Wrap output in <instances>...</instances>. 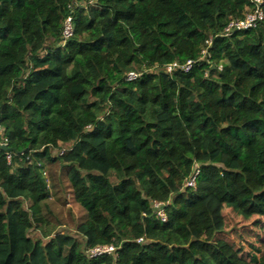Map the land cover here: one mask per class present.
Wrapping results in <instances>:
<instances>
[{
  "label": "trees",
  "instance_id": "obj_1",
  "mask_svg": "<svg viewBox=\"0 0 264 264\" xmlns=\"http://www.w3.org/2000/svg\"><path fill=\"white\" fill-rule=\"evenodd\" d=\"M250 7L0 0V264H264V19L224 34Z\"/></svg>",
  "mask_w": 264,
  "mask_h": 264
},
{
  "label": "built area",
  "instance_id": "obj_2",
  "mask_svg": "<svg viewBox=\"0 0 264 264\" xmlns=\"http://www.w3.org/2000/svg\"><path fill=\"white\" fill-rule=\"evenodd\" d=\"M249 2L251 6L250 11H248L243 17H237L232 19L226 26L224 30V34L229 35L237 31L255 27L260 20L264 19V8H263L264 0H249ZM62 32L64 39H67L73 35L74 25H73V17L71 15H69L65 19ZM207 42L211 43V39L208 40ZM194 64H195L194 59H188L184 63H178V62L170 63L168 64V69L171 71L177 67H180L184 71L188 72L193 68ZM136 76L137 74L133 71L128 74V77L130 79H134L136 78ZM4 133H5L4 126L0 122V147H2L3 145L9 146L8 138L4 135ZM7 158L9 163H11L13 158V153L8 152ZM195 176L196 175H194L191 179H189L188 181L189 185L195 184ZM154 206H155V212L158 215L162 216L164 220H166L165 203L156 200L154 201ZM116 251H117V247L114 244H103V245H96L95 247L89 249L88 255L90 257H96L103 254L116 253Z\"/></svg>",
  "mask_w": 264,
  "mask_h": 264
},
{
  "label": "rangeland",
  "instance_id": "obj_3",
  "mask_svg": "<svg viewBox=\"0 0 264 264\" xmlns=\"http://www.w3.org/2000/svg\"><path fill=\"white\" fill-rule=\"evenodd\" d=\"M65 184L67 185V179H65ZM55 201L54 209L60 214L64 222V224L58 226L57 230L75 232L76 224L81 220L84 212L79 204L74 201L73 194L71 191L67 194L66 204H62L57 199Z\"/></svg>",
  "mask_w": 264,
  "mask_h": 264
},
{
  "label": "water",
  "instance_id": "obj_4",
  "mask_svg": "<svg viewBox=\"0 0 264 264\" xmlns=\"http://www.w3.org/2000/svg\"><path fill=\"white\" fill-rule=\"evenodd\" d=\"M2 149H3V150H8V149H10V147L7 146V145H3V146H2Z\"/></svg>",
  "mask_w": 264,
  "mask_h": 264
}]
</instances>
